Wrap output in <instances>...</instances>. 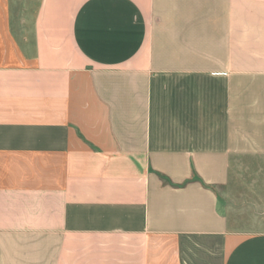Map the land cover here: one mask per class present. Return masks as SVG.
Returning a JSON list of instances; mask_svg holds the SVG:
<instances>
[{"label": "crops", "instance_id": "0c3cea01", "mask_svg": "<svg viewBox=\"0 0 264 264\" xmlns=\"http://www.w3.org/2000/svg\"><path fill=\"white\" fill-rule=\"evenodd\" d=\"M11 24L0 264H264L217 193L264 162V0H38Z\"/></svg>", "mask_w": 264, "mask_h": 264}, {"label": "rangeland", "instance_id": "374dc122", "mask_svg": "<svg viewBox=\"0 0 264 264\" xmlns=\"http://www.w3.org/2000/svg\"><path fill=\"white\" fill-rule=\"evenodd\" d=\"M38 0H0V13L8 10L15 34L32 32ZM226 188L217 189L230 225L242 231L264 229V162H243Z\"/></svg>", "mask_w": 264, "mask_h": 264}]
</instances>
